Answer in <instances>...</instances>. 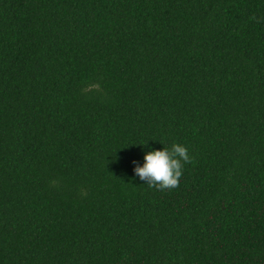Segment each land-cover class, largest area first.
Segmentation results:
<instances>
[{
  "label": "trees",
  "instance_id": "obj_1",
  "mask_svg": "<svg viewBox=\"0 0 264 264\" xmlns=\"http://www.w3.org/2000/svg\"><path fill=\"white\" fill-rule=\"evenodd\" d=\"M0 264H264V0H0Z\"/></svg>",
  "mask_w": 264,
  "mask_h": 264
},
{
  "label": "clouds",
  "instance_id": "obj_2",
  "mask_svg": "<svg viewBox=\"0 0 264 264\" xmlns=\"http://www.w3.org/2000/svg\"><path fill=\"white\" fill-rule=\"evenodd\" d=\"M255 19V18H254ZM147 146V143L143 144ZM142 167L135 168V174L149 187L158 191L172 190L179 186L184 164L191 163L186 146L174 143L171 148L150 150L144 156Z\"/></svg>",
  "mask_w": 264,
  "mask_h": 264
}]
</instances>
